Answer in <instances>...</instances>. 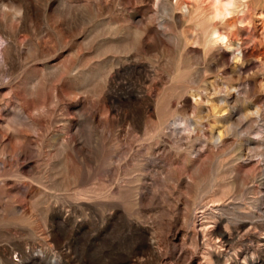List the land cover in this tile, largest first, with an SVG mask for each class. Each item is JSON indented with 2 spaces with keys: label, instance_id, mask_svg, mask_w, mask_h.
I'll return each instance as SVG.
<instances>
[{
  "label": "rangeland",
  "instance_id": "1",
  "mask_svg": "<svg viewBox=\"0 0 264 264\" xmlns=\"http://www.w3.org/2000/svg\"><path fill=\"white\" fill-rule=\"evenodd\" d=\"M230 2L207 43L212 0H0L38 140L30 212L24 165L0 186V264H264V0Z\"/></svg>",
  "mask_w": 264,
  "mask_h": 264
},
{
  "label": "bare ground",
  "instance_id": "2",
  "mask_svg": "<svg viewBox=\"0 0 264 264\" xmlns=\"http://www.w3.org/2000/svg\"><path fill=\"white\" fill-rule=\"evenodd\" d=\"M230 1L223 2L221 0H212L213 3L211 4L212 6H210L209 13L206 15L197 16L195 18L196 25L202 28L201 29L202 32L204 31L203 34H204V37L207 43L209 42L217 43L218 41H224L225 37L217 33L215 27L212 26L210 21L217 17H220V16L222 17L224 13L225 14L228 13L229 7L225 8L224 5L225 4L231 5ZM27 3L25 5V9H26V13L29 16V14H31L30 11H32L34 8L31 3L29 4ZM22 6L23 5H19L18 7H15L14 12L15 13L19 12L22 15V11H23ZM8 15L9 13H4L5 17H9ZM21 15H18V16L21 17ZM7 40L8 41L6 43L3 42L4 44L0 43V66L6 72L11 74L16 69V65H18V62L21 60V58H26L27 55L23 56V50H22L23 47H21L22 44L20 45L15 38L14 39L7 38ZM6 83L0 84V186L5 185V181L9 178L11 173L13 171H18L21 165H24L26 167L25 174L22 175L27 180L26 191H25V196L22 202H20L22 204L19 205V207L23 210L24 214H27L30 212L29 200L27 199L31 197V195L33 194L35 190L34 184H33V178L31 175L34 169H33V165L31 161L28 163L24 162L23 164L21 160L26 159V157L31 158V156L36 152L37 147H38L37 136L31 133L32 131L28 128L30 123H33V124L36 123L35 122L37 121V119L35 118L36 112H34L33 110L23 108L22 112H20V115L21 113H23L22 115L26 119L27 123H16L14 121V118H15V115H16L15 113L18 108L16 109V106H14L12 103L14 95H12V92H9L7 95L2 94V90L7 87ZM18 113L19 111L17 112V114ZM57 136L58 134L57 135L55 134V137ZM8 196L9 194L5 197H7L8 199ZM13 205H15L14 206L15 208H17L18 206L16 201H13ZM0 215H1V218L4 217L5 216L4 211L0 212ZM200 216L201 215H198V214L194 216L193 227H194V230H196V232L203 231L205 227L201 221ZM0 221H2V219ZM7 231L15 235L19 233L21 229L9 228V230ZM202 238H200V240ZM203 245L209 247V244L207 243V241L205 244L204 242H202L201 246L203 247ZM207 254L208 252L206 253V256L209 257Z\"/></svg>",
  "mask_w": 264,
  "mask_h": 264
},
{
  "label": "clouds",
  "instance_id": "3",
  "mask_svg": "<svg viewBox=\"0 0 264 264\" xmlns=\"http://www.w3.org/2000/svg\"><path fill=\"white\" fill-rule=\"evenodd\" d=\"M230 6H231L230 4H225V5H224L225 8H228V7H230ZM17 15H21V13L18 12Z\"/></svg>",
  "mask_w": 264,
  "mask_h": 264
}]
</instances>
